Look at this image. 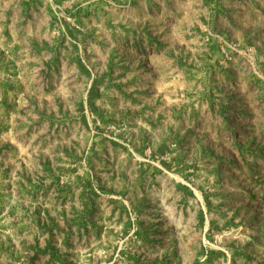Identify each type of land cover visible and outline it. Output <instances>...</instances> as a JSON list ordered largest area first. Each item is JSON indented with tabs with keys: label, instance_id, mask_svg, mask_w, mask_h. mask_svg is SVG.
Listing matches in <instances>:
<instances>
[{
	"label": "rangeland",
	"instance_id": "obj_1",
	"mask_svg": "<svg viewBox=\"0 0 264 264\" xmlns=\"http://www.w3.org/2000/svg\"><path fill=\"white\" fill-rule=\"evenodd\" d=\"M0 264H264V0H0Z\"/></svg>",
	"mask_w": 264,
	"mask_h": 264
}]
</instances>
